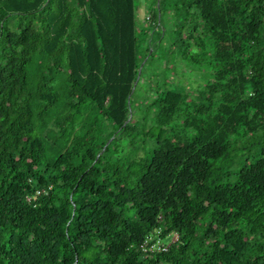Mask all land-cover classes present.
Masks as SVG:
<instances>
[{
	"label": "trees",
	"instance_id": "obj_1",
	"mask_svg": "<svg viewBox=\"0 0 264 264\" xmlns=\"http://www.w3.org/2000/svg\"><path fill=\"white\" fill-rule=\"evenodd\" d=\"M151 3L0 0V264H264V0Z\"/></svg>",
	"mask_w": 264,
	"mask_h": 264
},
{
	"label": "rangeland",
	"instance_id": "obj_2",
	"mask_svg": "<svg viewBox=\"0 0 264 264\" xmlns=\"http://www.w3.org/2000/svg\"><path fill=\"white\" fill-rule=\"evenodd\" d=\"M135 1L137 4L136 13L138 26L147 25L145 18L149 16V8L152 6V0ZM168 13L170 15V12ZM162 15L165 17L167 13L163 12ZM177 22L178 21H173V25ZM155 36L156 34H154L152 38L153 42L151 44H147L149 52L142 61V64L144 63L142 76L134 92L136 99L141 101L145 98L147 93H150V90L154 91L155 88L164 86L165 84L171 86L169 82L177 81L178 78L181 79L182 83L184 80L185 85H187L189 89L199 87L206 81V74H203L202 72L206 68L204 62L207 61V58H205L204 55H201L199 58V61L202 62L199 67L195 65L190 66L189 64L187 66L184 63L183 64L185 66H181V64H177L176 60L172 58L173 55L177 54V51H170L169 47L164 44V42H166V37L164 38L163 43H159ZM156 44H158L157 47H155ZM152 50L153 54L149 55ZM170 66L173 69H171ZM181 67L186 68L183 70Z\"/></svg>",
	"mask_w": 264,
	"mask_h": 264
},
{
	"label": "built area",
	"instance_id": "obj_3",
	"mask_svg": "<svg viewBox=\"0 0 264 264\" xmlns=\"http://www.w3.org/2000/svg\"><path fill=\"white\" fill-rule=\"evenodd\" d=\"M177 238H178V235H177V233L176 232H172L170 235H169V237L167 238V241L165 242V241H158V242H155V243H153L152 242V244L151 245H149L146 241H144V245H143V250L144 251H151V250H153V248L155 247V244L157 245V249H163V250H166L167 249V247L172 243V242H174L175 240H177Z\"/></svg>",
	"mask_w": 264,
	"mask_h": 264
},
{
	"label": "water",
	"instance_id": "obj_4",
	"mask_svg": "<svg viewBox=\"0 0 264 264\" xmlns=\"http://www.w3.org/2000/svg\"><path fill=\"white\" fill-rule=\"evenodd\" d=\"M132 89H133V88H132ZM112 137H113V136H111V137L109 138L108 142L112 139ZM97 156H98V155H97Z\"/></svg>",
	"mask_w": 264,
	"mask_h": 264
}]
</instances>
